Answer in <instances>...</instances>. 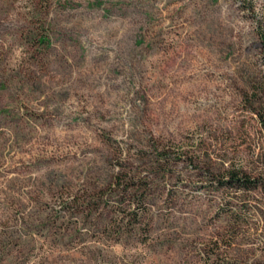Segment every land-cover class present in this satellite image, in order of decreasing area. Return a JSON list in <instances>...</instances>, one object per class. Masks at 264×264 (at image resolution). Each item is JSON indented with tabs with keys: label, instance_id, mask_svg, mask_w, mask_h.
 <instances>
[{
	"label": "rangeland",
	"instance_id": "obj_1",
	"mask_svg": "<svg viewBox=\"0 0 264 264\" xmlns=\"http://www.w3.org/2000/svg\"><path fill=\"white\" fill-rule=\"evenodd\" d=\"M262 31L264 0H0V264H264Z\"/></svg>",
	"mask_w": 264,
	"mask_h": 264
},
{
	"label": "trees",
	"instance_id": "obj_2",
	"mask_svg": "<svg viewBox=\"0 0 264 264\" xmlns=\"http://www.w3.org/2000/svg\"><path fill=\"white\" fill-rule=\"evenodd\" d=\"M260 36H261V40L263 42V51H264V31H262L260 33ZM229 182H235V183H237L236 185H234L235 188H242V187L251 188L250 186H252V184H253V183H251L247 179L237 177V175H231L230 178L227 179V181H225V184H227ZM246 182H249L250 184L249 185H246Z\"/></svg>",
	"mask_w": 264,
	"mask_h": 264
}]
</instances>
